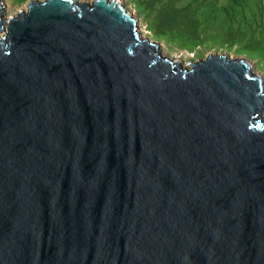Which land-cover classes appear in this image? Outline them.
I'll return each mask as SVG.
<instances>
[{
	"label": "water",
	"instance_id": "1",
	"mask_svg": "<svg viewBox=\"0 0 264 264\" xmlns=\"http://www.w3.org/2000/svg\"><path fill=\"white\" fill-rule=\"evenodd\" d=\"M0 264H264L263 79L118 0H0Z\"/></svg>",
	"mask_w": 264,
	"mask_h": 264
},
{
	"label": "rangeland",
	"instance_id": "2",
	"mask_svg": "<svg viewBox=\"0 0 264 264\" xmlns=\"http://www.w3.org/2000/svg\"><path fill=\"white\" fill-rule=\"evenodd\" d=\"M1 1L9 18L25 10L30 0ZM118 1L164 57L188 67L213 54L226 55L247 61L264 81V0Z\"/></svg>",
	"mask_w": 264,
	"mask_h": 264
}]
</instances>
